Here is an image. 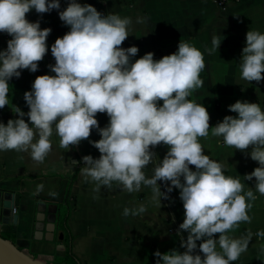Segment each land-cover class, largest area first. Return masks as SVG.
Returning <instances> with one entry per match:
<instances>
[{
  "label": "clouds",
  "instance_id": "clouds-1",
  "mask_svg": "<svg viewBox=\"0 0 264 264\" xmlns=\"http://www.w3.org/2000/svg\"><path fill=\"white\" fill-rule=\"evenodd\" d=\"M33 9L41 15L58 10L70 30L51 45L55 64L48 68L55 75L37 76L24 93L29 111L13 106L18 118L0 122V152L26 153L39 164L53 150L54 132L58 148L68 151L96 130L101 138L89 143L100 156H83L79 169L94 193L111 190L114 184L129 194L147 188L151 202L160 207L162 199L179 189L184 220L177 235L185 251L157 250L156 264H233L247 251L253 235L264 240V230L240 238L228 234L241 223H251L248 212L257 196L252 188L245 191L239 177L226 175L225 165L206 155L199 142L209 135L221 138L225 147L258 162L244 180L254 179L255 193L264 196V110L258 103L237 101L228 106L236 116L227 115L210 126L207 108L189 99L203 86L200 74L205 69L204 54L189 42L181 40L176 52L161 59L149 52L133 61L138 47H122L133 23L128 17L104 15L78 0H67L64 10L61 0H0V33L11 37L0 50V109L10 105L9 81L20 78L22 70L37 72L48 52L52 29L27 19ZM144 20L137 17L136 23ZM211 43L209 55L221 40L213 35ZM239 61L240 79L264 81V33H246ZM97 114L107 115L106 126L100 127ZM161 144L168 150L154 162L153 149ZM150 164L152 175L147 176L144 169ZM161 181L166 191H161ZM42 189L38 186L37 193ZM146 212V205L139 204L124 207L121 215ZM259 251L264 253V246Z\"/></svg>",
  "mask_w": 264,
  "mask_h": 264
},
{
  "label": "crops",
  "instance_id": "crops-1",
  "mask_svg": "<svg viewBox=\"0 0 264 264\" xmlns=\"http://www.w3.org/2000/svg\"><path fill=\"white\" fill-rule=\"evenodd\" d=\"M81 4H91L98 11L107 15L117 13L132 20L129 36L122 47L136 46L139 52L133 61L146 53H154V59H161L177 51L179 42L191 43L204 54L205 69L200 78L203 86L192 92L189 99L201 103L210 114V126H215L227 115L236 116L228 106L237 101L258 103L264 110V81L248 83L240 79L239 63L242 49L246 46V33L258 30L264 33V0H78ZM67 7V0H61V9ZM137 17L145 18L143 23H136ZM30 22H40L41 29L51 28L47 38L48 52L39 62L38 71L22 70L21 77L9 81L10 105L0 109V122L7 124L9 119H16L13 106L24 112L29 108L24 101V93L31 90L35 78L40 75H55L48 68L55 64L51 54V45L70 29L59 18L58 10L38 14L31 10L27 14ZM216 35L221 45L213 54L206 49L212 47V37ZM0 33V50L7 48L10 39ZM162 103V102H161ZM100 127L106 126V114H97ZM28 121L27 116L25 117ZM211 131V129H210ZM101 137L93 130L89 140ZM53 150L43 163H36L26 153L15 151L0 152V190L12 192L13 207L16 208V221L0 220L1 231L15 234L14 243L34 257L56 264L54 256L64 255L66 241L59 238L57 226L58 202L61 200L66 178L58 174L77 173L71 186L69 201L72 205L68 225L75 235L72 251L79 264H156L154 253L159 250L167 253L173 249L180 252L179 225L184 220L183 203L179 199V189L170 193V198L162 199L161 206L151 202V192L144 188L140 192L126 193L115 184L111 190L102 188L100 193L93 192V185L85 183L79 169L83 167L82 158L100 156L89 140L82 141L78 147L65 151L58 148L59 137L55 132L51 137ZM199 142L206 155L225 165V174L239 177L245 191L252 188L257 199L248 214L251 223H241L228 234L234 238L245 237L249 232L255 234L264 230V196L255 193V180H244L246 174L259 166L250 156L239 150L225 147L221 138H200ZM167 147L161 144L153 149L156 153L154 162L162 160ZM250 151V149H249ZM153 165L144 169L147 176L152 175ZM195 170L194 166H190ZM55 174V175H48ZM161 191H166L163 182ZM43 185L37 193L38 186ZM55 192L56 196L49 193ZM98 196V199H94ZM2 200V197H1ZM145 204L147 212L140 216L123 217L124 207H137ZM12 207V208H13ZM42 211L43 221L54 223L51 239L35 236L37 214ZM173 227V230L170 228ZM42 232H45L43 226ZM187 237V232L182 233ZM253 237H256L253 235ZM252 237V238H253ZM218 239V234L216 235ZM252 241V239H251ZM250 241V242H251ZM198 244L200 241L197 242ZM243 253L233 264H253L251 253ZM264 264V261L261 263Z\"/></svg>",
  "mask_w": 264,
  "mask_h": 264
},
{
  "label": "water",
  "instance_id": "water-1",
  "mask_svg": "<svg viewBox=\"0 0 264 264\" xmlns=\"http://www.w3.org/2000/svg\"><path fill=\"white\" fill-rule=\"evenodd\" d=\"M12 192L0 190V220L10 221L14 219L16 221L17 215L12 211L13 200L11 198ZM2 197V200H1ZM44 214L39 211L35 222V236L51 239L54 233V223L52 221H43ZM43 226L45 232H42ZM59 238L63 237V233L59 232ZM0 264H52L45 259L34 257L23 248H19L15 243L9 239L3 238L0 235Z\"/></svg>",
  "mask_w": 264,
  "mask_h": 264
},
{
  "label": "trees",
  "instance_id": "trees-1",
  "mask_svg": "<svg viewBox=\"0 0 264 264\" xmlns=\"http://www.w3.org/2000/svg\"><path fill=\"white\" fill-rule=\"evenodd\" d=\"M77 173V168L71 174H58L62 178H66V184L63 192V196L61 200L58 202V212H57V226L60 232L63 233V238L66 241V251L64 255H56L54 256V261L56 264H79L78 258L72 251V240L74 238V234L71 232L70 227L68 225V217L71 212L72 205L69 201V196L71 192V186L74 181V178ZM55 175V174H48ZM0 235L3 238L9 239L14 243L15 234L11 231H1Z\"/></svg>",
  "mask_w": 264,
  "mask_h": 264
},
{
  "label": "rangeland",
  "instance_id": "rangeland-1",
  "mask_svg": "<svg viewBox=\"0 0 264 264\" xmlns=\"http://www.w3.org/2000/svg\"><path fill=\"white\" fill-rule=\"evenodd\" d=\"M262 246H264V240H260L257 237L252 238V241L249 243L248 246L249 248L248 251L251 253L250 260L254 259L253 262L255 263H259V262L261 263L262 261H264V253H260L259 251Z\"/></svg>",
  "mask_w": 264,
  "mask_h": 264
},
{
  "label": "built area",
  "instance_id": "built-area-1",
  "mask_svg": "<svg viewBox=\"0 0 264 264\" xmlns=\"http://www.w3.org/2000/svg\"><path fill=\"white\" fill-rule=\"evenodd\" d=\"M12 211L15 212V211H16V208L13 207V208H12ZM170 230H173V227H171Z\"/></svg>",
  "mask_w": 264,
  "mask_h": 264
}]
</instances>
